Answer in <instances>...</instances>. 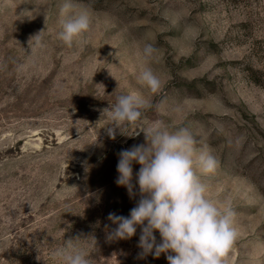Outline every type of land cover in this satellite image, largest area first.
Segmentation results:
<instances>
[{
    "label": "rangeland",
    "instance_id": "obj_1",
    "mask_svg": "<svg viewBox=\"0 0 264 264\" xmlns=\"http://www.w3.org/2000/svg\"><path fill=\"white\" fill-rule=\"evenodd\" d=\"M80 12L89 30L68 46L61 20ZM131 92L150 106L121 132L187 128L218 161L197 168L206 195L235 212L227 264H264V0H0V264H62L57 249L88 250L91 236L92 264H168L139 258V227L106 239L108 214L128 216L139 199L138 185L133 198L117 186L116 165L144 134L110 139L103 111Z\"/></svg>",
    "mask_w": 264,
    "mask_h": 264
},
{
    "label": "clouds",
    "instance_id": "obj_2",
    "mask_svg": "<svg viewBox=\"0 0 264 264\" xmlns=\"http://www.w3.org/2000/svg\"><path fill=\"white\" fill-rule=\"evenodd\" d=\"M72 7L65 4V12ZM61 25L58 33L61 41L68 46L75 40L83 43L90 17L86 12L66 15ZM154 51L151 44H146L144 59L150 58ZM138 79L153 93L161 87V81L150 68H144ZM149 106L139 92H131L119 95L114 104L103 110L110 121L106 124L110 125L107 127L110 139L116 138L117 130L129 137L143 132L145 137V143L122 149L117 154L115 183L127 189L129 198L137 195L134 189L138 185L139 199L128 216L108 214L107 219L116 227L108 232L106 239L109 242L130 239L139 227V258L149 254L159 258L163 253L168 264H227V256L238 237L235 212L230 204L220 207L206 195V186L197 173V168L202 173L215 171L218 161L209 152H198L197 140L187 128L169 132L162 121H156L146 129L136 126L128 134L121 132L125 124L138 125L141 110ZM134 162L140 165L135 173V184ZM156 231L159 242L154 235ZM91 237L88 250L76 247L69 239L65 247L53 253L54 257L62 264H92L91 254L97 249V241Z\"/></svg>",
    "mask_w": 264,
    "mask_h": 264
}]
</instances>
